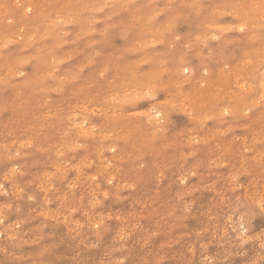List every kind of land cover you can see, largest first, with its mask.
Instances as JSON below:
<instances>
[{
  "label": "rangeland",
  "instance_id": "obj_1",
  "mask_svg": "<svg viewBox=\"0 0 264 264\" xmlns=\"http://www.w3.org/2000/svg\"><path fill=\"white\" fill-rule=\"evenodd\" d=\"M0 40V264H264V0H0Z\"/></svg>",
  "mask_w": 264,
  "mask_h": 264
},
{
  "label": "bare ground",
  "instance_id": "obj_2",
  "mask_svg": "<svg viewBox=\"0 0 264 264\" xmlns=\"http://www.w3.org/2000/svg\"><path fill=\"white\" fill-rule=\"evenodd\" d=\"M110 1V0H109ZM34 2V1H33ZM35 4V3H34ZM47 8V7H46ZM26 10V9H25ZM29 10V9H28ZM27 11V10H26ZM211 11V10H210ZM215 11V10H214ZM26 13V12H25ZM40 13V12H39ZM41 16V15H40ZM35 17V16H34ZM23 18V17H22ZM36 18V17H35ZM20 20V19H19ZM26 20V19H25ZM57 20V19H56ZM58 21V20H57ZM204 22V21H203ZM50 23V22H49ZM9 27V26H8ZM31 27V26H30ZM205 27V26H204ZM211 29V28H210ZM63 32V31H62ZM199 37V36H198ZM15 39V38H14ZM1 41V40H0ZM14 41V40H13ZM2 42V41H1ZM21 42V41H20ZM25 44V43H24ZM198 44V43H197ZM30 45V44H29ZM28 45V46H29ZM53 45V44H52ZM20 57H21V55H20ZM27 59V58H26ZM3 65V64H2ZM181 71H182V69H181ZM183 72V71H182ZM44 76V75H43ZM236 78V77H235ZM241 85V84H240ZM241 88V87H240ZM243 91V90H242ZM195 94V93H194ZM194 94H193V96H194ZM117 95H119V94H117ZM197 100V99H196ZM152 107V106H151ZM154 111V110H153ZM74 113V112H73ZM135 113V112H134ZM149 115V114H148ZM149 117V116H148ZM151 118V117H150ZM195 118V117H194ZM153 119H154V117H153ZM146 120H149V118L148 119H146ZM83 122V121H82ZM71 123V122H70ZM79 123V122H78ZM84 123V122H83ZM82 123V124H83ZM147 123V122H146ZM76 124V123H75ZM70 125H72V124H70ZM76 125H78V124H76ZM86 126V125H85ZM91 127V126H90ZM70 128V127H69ZM85 128V127H84ZM89 130V129H88ZM154 131V130H153ZM89 132V131H88ZM76 134H78V133H76ZM92 137V136H91ZM14 141V140H13ZM30 142V141H29ZM23 143H25V142H23ZM44 159V158H43ZM109 164V163H108ZM59 168V167H58ZM19 172V171H18ZM90 172V171H89ZM46 173V172H45ZM53 173V172H52ZM11 174V173H10ZM44 175V174H43ZM51 176V175H50ZM64 177V176H63ZM7 180V179H6ZM68 186V185H67ZM70 187V186H69ZM10 188V187H9ZM36 188V187H35ZM19 192V191H18ZM254 198V197H253ZM48 199V198H47ZM43 201V200H42ZM1 203V202H0ZM46 203V202H45ZM60 204V203H59ZM18 205V204H17ZM258 206H259V204H258ZM18 207V206H17ZM15 210V209H14ZM40 214V213H39ZM42 214V213H41ZM52 219V218H51ZM242 225V224H241ZM197 233V232H196ZM238 234V233H237ZM225 235V234H224ZM10 236V235H9ZM237 236V235H236ZM248 240V239H247ZM203 242V241H202ZM3 249V248H2ZM4 250V249H3ZM3 252V251H2ZM19 255V254H18ZM205 264V263H204Z\"/></svg>",
  "mask_w": 264,
  "mask_h": 264
}]
</instances>
